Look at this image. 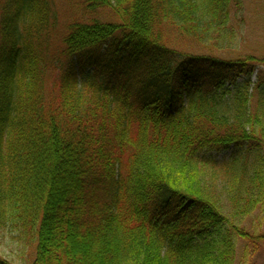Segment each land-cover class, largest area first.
<instances>
[{"label":"trees","instance_id":"16d2710c","mask_svg":"<svg viewBox=\"0 0 264 264\" xmlns=\"http://www.w3.org/2000/svg\"><path fill=\"white\" fill-rule=\"evenodd\" d=\"M51 1L0 0V231L33 246L25 264H241L261 239L244 220L264 207V58L180 51L166 29L231 49L244 0H82L118 19L73 21L62 50Z\"/></svg>","mask_w":264,"mask_h":264},{"label":"rangeland","instance_id":"374dc122","mask_svg":"<svg viewBox=\"0 0 264 264\" xmlns=\"http://www.w3.org/2000/svg\"><path fill=\"white\" fill-rule=\"evenodd\" d=\"M51 7L54 17L51 25H55L51 39L55 48L58 47L59 49L63 48L62 38L68 31V25L73 23V21H90L95 17L103 20L111 19L116 21L118 19L109 8L91 10L86 7L82 0H52ZM231 20V26L238 34L231 49L223 50V44L218 40H214V42L195 41L188 36L178 34V31L172 28L166 29V39L178 50L187 53H216L224 58H236L250 54L257 58H264V0H244L243 10L236 15L234 14ZM51 50H53L52 46ZM260 66L261 69H264V64H260ZM87 70L89 72L94 71L93 68H87ZM59 75L57 71H54L46 78V92L49 96L52 95L54 80L57 81ZM253 80V82L257 80V74L253 77ZM255 98L257 99L258 96L256 95ZM229 155L230 152H222L215 154L214 158L217 161H221L228 158ZM213 170V168H210L207 171L209 172L208 177L212 176L213 173L210 172ZM217 171H220L219 167H217ZM217 175L214 174L213 176ZM224 204L226 205L225 211H227L229 205L227 198L224 199ZM244 224L252 234L256 232L261 235V239L255 246L247 245L245 242L240 241L237 245L238 260H240L241 264H264V207L254 209L245 218ZM33 250L32 245L15 238V235L11 234L9 230L0 231V255L10 263H30L34 259Z\"/></svg>","mask_w":264,"mask_h":264}]
</instances>
